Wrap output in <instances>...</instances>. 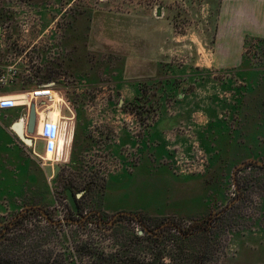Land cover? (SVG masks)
Wrapping results in <instances>:
<instances>
[{
    "label": "rangeland",
    "instance_id": "obj_1",
    "mask_svg": "<svg viewBox=\"0 0 264 264\" xmlns=\"http://www.w3.org/2000/svg\"><path fill=\"white\" fill-rule=\"evenodd\" d=\"M125 2L150 13L160 4L175 36L162 47L176 53L161 58L155 76L129 79L121 90L122 59L88 41L90 15L78 1L0 0V20L28 29L16 33L37 67L0 90L31 92L50 79L66 101L65 136L74 120L86 133L82 163H74L77 128L54 177L43 171L28 192L0 186V261L89 264L98 252L122 261L175 264L194 255L197 264H264V46L246 45L238 64L221 66L204 0H108L115 10ZM121 127L129 130L127 170L101 165L104 154L93 153L106 146L98 135L111 129L110 142ZM32 139L41 145L37 133ZM66 185L81 194L75 223Z\"/></svg>",
    "mask_w": 264,
    "mask_h": 264
},
{
    "label": "crops",
    "instance_id": "obj_2",
    "mask_svg": "<svg viewBox=\"0 0 264 264\" xmlns=\"http://www.w3.org/2000/svg\"><path fill=\"white\" fill-rule=\"evenodd\" d=\"M74 1H78L79 9L87 11L90 15L88 41L97 44L99 42V46L102 48L97 47L98 49L115 51L121 57L120 71L125 79L119 83L121 90L129 89V79H138L143 75L155 76L162 63L161 58H170L172 54L176 53V49L174 47L170 49V45L169 48L162 47V43L175 40V36L174 29L171 30L170 24L163 18L164 8L160 4L154 5L150 13L143 12L145 5L141 2H125L122 8L115 10L108 0H100L99 3L96 2V5L89 3L91 7H80L81 4H87V0ZM203 11L205 25H213L215 30L212 39L214 38L216 57L225 60L220 63L221 66H235L241 61L246 40L264 39V0H204ZM84 14L85 12L82 15ZM112 26L113 29H111ZM92 30L95 31L92 32ZM203 32L200 38L206 42L207 38ZM111 34L113 36H110ZM97 40L99 41L96 42ZM1 53L0 47V60ZM188 53L189 56H192V51L189 50ZM22 111L23 107L21 106L0 110V186L15 187L16 192L20 190L19 187L22 190L25 187V192H28L26 189L28 185L38 184L33 180L42 177L43 171L46 172L45 180H49L50 176L54 177L56 170L53 165L55 162H67L68 155L71 154V145L73 147L75 144L77 128L81 133L82 142L79 145V150L74 151L78 155L74 163H82L80 159L83 153L81 145L83 146L86 140L83 127H80L77 120H74L72 122L73 130L69 136H65L61 156L58 157V146V153L54 154L52 159H48L45 139L41 140L42 143L39 147L33 148V146L30 147L22 142L11 129L12 125L18 121ZM61 122L62 125H65L66 133L68 124H64V121ZM115 127L117 129L118 125ZM115 132L117 133L118 129ZM110 134L111 138L115 137L111 129L98 135V138L105 135L102 138L106 139V146L103 149H96L93 153L97 155V159L104 158L106 160L100 162L101 165L109 164L108 166H112L111 168L118 169L120 167L121 170H127L130 163L127 150L129 130L127 127H121L119 136L117 134L115 140L108 142L106 137H109ZM3 147H7L9 151H2ZM99 153L104 154V157L99 158Z\"/></svg>",
    "mask_w": 264,
    "mask_h": 264
},
{
    "label": "built area",
    "instance_id": "obj_3",
    "mask_svg": "<svg viewBox=\"0 0 264 264\" xmlns=\"http://www.w3.org/2000/svg\"><path fill=\"white\" fill-rule=\"evenodd\" d=\"M24 26L25 25H23V29L27 32L28 29L24 28ZM16 29L17 28L14 26L13 18H5L0 20V47L2 51V58L0 60V88L15 85L20 81L21 77L28 75V72L33 73L37 69L36 66H33L36 62V55L35 57H32V62H30V65H28L29 53L24 51L23 48H25V45H21V35L16 33ZM18 29L19 31H23V29L20 27ZM18 35H20V37ZM22 82H24V80H22ZM54 84V82H48L46 84L39 85V88L31 92L26 91L19 93L13 90H0V110L14 108L17 106L23 107L22 114L18 120L21 119L24 121L25 133L28 134L26 127L29 111L31 105L35 104L37 122L34 132L29 134V136L32 137L34 133L36 134L38 132L39 112L47 110V108L52 105L54 102L55 92L59 94L58 90L54 87ZM19 94L26 96L22 102L19 101L20 99L15 98ZM65 105L66 101L63 98L62 102L59 103L61 111ZM64 119L65 116L62 114L61 120L63 121ZM61 128V122H59L57 125H54L52 121L48 120V118L44 121L43 128L39 136H41L42 139H45L46 151H48L49 141L60 135L62 131ZM57 153L58 143L54 149V154Z\"/></svg>",
    "mask_w": 264,
    "mask_h": 264
},
{
    "label": "trees",
    "instance_id": "obj_4",
    "mask_svg": "<svg viewBox=\"0 0 264 264\" xmlns=\"http://www.w3.org/2000/svg\"><path fill=\"white\" fill-rule=\"evenodd\" d=\"M6 15H2V17H5ZM257 47V45L259 44L260 46H264V39H248L245 42V46L246 45H251L252 46ZM248 46H246L247 48ZM50 74H48V77ZM47 76V74L45 75ZM154 78H150L149 80H153ZM49 82L51 81L50 79H48ZM48 83V82H47ZM67 187H71L73 188V186L71 185H66L65 189ZM66 194V193H65ZM79 205V212L78 213H74L72 211V209H70L69 211V218L71 220V223H75L74 221L76 220H81L82 218H79L78 215L80 214L82 207L80 204ZM85 216V215H84ZM96 216V214H95ZM99 224H104V222L100 220H98ZM105 225V224H104ZM113 227V226H112ZM153 232H155L153 230ZM150 236H152V234H150ZM137 237H140L139 235H137ZM185 239H190V237L188 236V233H185ZM158 239H153L151 241H149L151 244H154L157 242ZM182 243H178V246L181 245ZM180 250H182L183 248L180 246L179 247ZM91 257L96 258V261H89V264H169V263H165L164 261H135V258H131L130 260L125 259V261H122L120 259L117 260H111L110 258L105 257L104 255H102L101 253H94V254H90ZM194 255H190L187 257L182 258L183 261H173L175 264H197V261H192ZM120 260V261H119ZM68 261H0V264H66Z\"/></svg>",
    "mask_w": 264,
    "mask_h": 264
},
{
    "label": "bare ground",
    "instance_id": "obj_5",
    "mask_svg": "<svg viewBox=\"0 0 264 264\" xmlns=\"http://www.w3.org/2000/svg\"><path fill=\"white\" fill-rule=\"evenodd\" d=\"M25 95L19 94L17 95L15 98L16 99H20L19 101L22 102L23 99L25 98ZM63 100V98L60 96V94H58L57 92L54 93V102L52 103L51 106H49L47 108V110L44 111H40L39 112V119H38V124L39 127L37 129V134H41L42 128H43V123L44 121L48 118L49 121H52V123L54 125L59 124V122H61V118H62V111L60 110V106L59 103H61ZM64 124H66L65 119L63 120ZM65 125H62L61 122V133L58 137H55L54 139H51L49 142V146H48V154H47V158L48 159H52L54 157V149L56 147V144L58 143L59 146V155L58 157L61 156V150L63 148V145L65 143V133H64V127ZM61 153V154H60Z\"/></svg>",
    "mask_w": 264,
    "mask_h": 264
},
{
    "label": "water",
    "instance_id": "obj_6",
    "mask_svg": "<svg viewBox=\"0 0 264 264\" xmlns=\"http://www.w3.org/2000/svg\"><path fill=\"white\" fill-rule=\"evenodd\" d=\"M36 122H37V114H36V108H35V104H32L30 107V111H29V117H28V122H27V133H25V123L23 120L19 119L18 121H16L11 129L15 132V134L18 136V138L24 142L26 145L32 147L33 146V139L32 137L29 136V134L33 133L35 130V126H36ZM244 163H241L239 166L243 165ZM65 193L69 202V205L72 209V211L74 213H78L79 212V205H78V198L80 197V193L75 194L73 189L70 187H67L65 189ZM85 217V216H83ZM142 231H140L141 233Z\"/></svg>",
    "mask_w": 264,
    "mask_h": 264
}]
</instances>
